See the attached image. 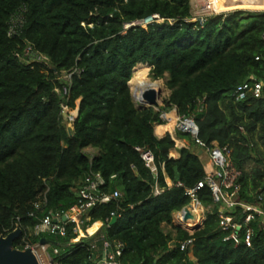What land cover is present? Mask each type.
<instances>
[{
	"label": "trees",
	"instance_id": "obj_1",
	"mask_svg": "<svg viewBox=\"0 0 264 264\" xmlns=\"http://www.w3.org/2000/svg\"><path fill=\"white\" fill-rule=\"evenodd\" d=\"M239 2L217 0L216 6L250 9L264 0ZM23 5L22 33L9 37L8 22ZM154 15L159 19L146 27L130 24ZM190 17V0H0V237L20 226L14 247L23 249L24 234L51 210L75 204L81 180L95 170L106 178L105 190L121 192L89 210V225L103 221L101 230L78 242L71 241V228L66 236L29 237L31 243L51 239L60 264H100L101 235L114 248L123 244L125 264H264V225L254 222L250 247L225 240L207 185L198 190L203 206L211 207L203 226L191 234L173 222L191 201L186 190L206 176L196 151L182 147L171 156L172 135L155 134V125L165 123L162 113L174 107L195 118L208 145L231 149L241 197L264 208V87L259 98H235L240 83L264 81V10L214 14L204 24ZM26 42L46 54L51 67L16 57ZM73 69L65 99L56 91L64 84L57 73ZM149 70L154 79L167 76L171 93L160 111L137 108L130 90L138 87L129 86L134 74L144 81ZM66 100L79 108L72 135L63 126ZM176 135L195 144L187 133ZM137 147L153 152L157 174ZM113 214L117 221L110 224Z\"/></svg>",
	"mask_w": 264,
	"mask_h": 264
},
{
	"label": "built area",
	"instance_id": "obj_2",
	"mask_svg": "<svg viewBox=\"0 0 264 264\" xmlns=\"http://www.w3.org/2000/svg\"><path fill=\"white\" fill-rule=\"evenodd\" d=\"M216 2L217 0H190L191 17L189 21H199L204 24L210 16L226 12L217 9ZM26 10V5H23L11 16L8 22L9 37L21 35L26 22ZM155 19L158 20L159 15L150 16L130 24L142 23L146 27ZM15 55L28 64L42 63L46 67H51L50 58L46 54L38 51L30 42L25 43L22 51L16 50ZM77 71V69H73L71 71L57 73V79L63 81L64 84L62 87L56 88V91L65 99L69 97L72 76ZM263 87L264 81L257 78L244 81L237 86L235 98L236 100H243L249 96L259 98L263 94ZM64 110L68 111L67 116H64ZM62 115L63 122L72 125L77 115V109L75 111L70 110L66 100L62 104ZM172 116H174L175 121L173 127L174 132L180 131L191 135L195 144L208 155L207 160L204 162L206 172L205 179L199 181L194 188L186 190V194L190 196L191 201L182 210L174 213V224L181 226L192 234L195 231L189 230L186 225L197 219L204 222L206 213L211 207L206 208L203 206L198 197V190L207 185L212 192L213 204L219 206V227L227 233L225 240H232L236 246L242 244L248 247L252 246L255 234L254 222H259L260 226L264 225V208L257 203L247 202L241 197V170L232 162L231 149L227 146H220L216 142H213L211 146L204 142L199 137V126L195 118L179 114L176 107L162 113V118L165 122H170ZM137 150L141 152L146 166H148L153 173L157 174L153 152L141 147H137ZM171 156H173L172 153ZM80 183L78 190L79 198L75 204L67 209L51 210L49 213L40 217L36 225L28 233L26 232L22 238V242L24 243L23 249L31 248L38 256L41 264H45L42 252L47 255L49 264L60 263L55 261L52 257L50 252L51 244H41L40 241L31 243L29 237L41 236L43 234L66 236L69 228L76 234V237L71 240L72 242H78L83 237L93 236L101 230L104 226V222H95L100 223V227L94 232H90V228L95 223L91 226L89 225L91 220L88 214L89 210L121 196V192L118 189L113 191L105 190L106 178L100 171L90 170ZM158 193H160V188L156 185L155 194ZM46 201L45 193L42 200H38L34 203L35 209L41 210ZM187 208L196 216V219H191L190 221L186 219ZM113 216L115 215L113 214ZM111 219L108 220L109 223ZM101 237L103 240V247L101 250L102 258L100 259V264H125L119 259L123 244L116 243L114 248L111 246L109 240L105 238V235H101ZM191 243L192 239H188L182 244L181 248L184 249ZM92 247L93 249L97 248V240L93 243ZM39 249H41L42 252H40ZM53 251L55 254L59 252L57 248H54Z\"/></svg>",
	"mask_w": 264,
	"mask_h": 264
},
{
	"label": "water",
	"instance_id": "obj_3",
	"mask_svg": "<svg viewBox=\"0 0 264 264\" xmlns=\"http://www.w3.org/2000/svg\"><path fill=\"white\" fill-rule=\"evenodd\" d=\"M130 86V85H129ZM162 90L156 88H149L143 92V104L142 108L148 106H158L160 104ZM79 108H77L78 116ZM63 126L67 128L69 134H73V127L67 126L63 122ZM199 156L202 155V151L198 153ZM65 219V218H64ZM186 219L190 221L191 219H196V216L186 209ZM117 221V216H113L110 223L114 224ZM204 222L197 225L194 231L199 230L203 226ZM22 234V228L17 226L13 231L8 233L6 236L0 237V264H41L38 256L33 252L31 248L21 249L14 247V241L19 238ZM41 244H51L53 241L47 237H42L40 240ZM56 244V243H55Z\"/></svg>",
	"mask_w": 264,
	"mask_h": 264
},
{
	"label": "crops",
	"instance_id": "obj_4",
	"mask_svg": "<svg viewBox=\"0 0 264 264\" xmlns=\"http://www.w3.org/2000/svg\"><path fill=\"white\" fill-rule=\"evenodd\" d=\"M221 9V8H220ZM170 122H165L164 124H156L155 125V134L158 136V137H163L164 135H166L167 133H170L171 135H172V137H173V139L175 140V146H176V148L174 149V150H172V155L174 156V157H178L179 156V152H178V150L180 149V148H182V147H190V148H192L194 151H196L197 153H199V152H201L202 151V155H201V157H202V159H203V161L205 162L206 160H207V158H208V155H207V153H205L204 151H203V149H201V148H199V146H197L196 144H192L191 142H190V140L189 139H187L186 137H179V136H177L176 135V133L174 132V130H173V128L172 129H166V128H162L161 126H164V125H168ZM67 126H72L73 127V125H69V124H67ZM67 129V128H66ZM69 132V131H68ZM85 151H87V152H89V153H95L97 150L96 149H94V148H92V147H87L86 149H85ZM168 182L170 183V181H169V179H168ZM96 229H98V226H93L92 228H91V232H94Z\"/></svg>",
	"mask_w": 264,
	"mask_h": 264
},
{
	"label": "rangeland",
	"instance_id": "obj_5",
	"mask_svg": "<svg viewBox=\"0 0 264 264\" xmlns=\"http://www.w3.org/2000/svg\"><path fill=\"white\" fill-rule=\"evenodd\" d=\"M219 10H222V11H226V12H229V11H234V10H253V9H233V10H229V7L228 8H225V9H219ZM151 69V68H150ZM146 76H148V78L152 81V82H160L161 84H162V86H163V88H162V94H161V98H160V104L158 105V106H148V107H146V108H153L155 111H160V109L162 108V107H164V105H165V101L169 98V96H170V93H171V91L168 89V87L166 86V79H167V76L166 77H163V78H159V79H154L152 76H151V74H150V70H149V73H148V75H146ZM146 79H148L147 77H145ZM145 84V83H144ZM133 86V85H132ZM131 86V87H132ZM132 89V88H131ZM140 90V86H138L137 88H136V91L138 92ZM132 92V94H133V99H134V102H135V105H136V107L137 108H139V109H141V107L143 106V104H145L144 103V101L143 102H138L137 101V98H136V94H135V92L134 91H131ZM140 92V91H139ZM138 92V93H139ZM140 98H143V96L141 97V96H139ZM77 109V108H76ZM76 109H71L70 108V110H73V111H75ZM142 109H145V108H142ZM67 114H68V111H66V110H64V116H67ZM73 125V124H72ZM96 226H98V225H96ZM169 229H171V227L170 226H166V230H169ZM86 234H88V233H86ZM39 251L40 252H42V250L41 249H39ZM42 257H43V260H44V262H45V264H49V260H48V257H47V255L45 254V253H43L42 252Z\"/></svg>",
	"mask_w": 264,
	"mask_h": 264
},
{
	"label": "bare ground",
	"instance_id": "obj_6",
	"mask_svg": "<svg viewBox=\"0 0 264 264\" xmlns=\"http://www.w3.org/2000/svg\"><path fill=\"white\" fill-rule=\"evenodd\" d=\"M240 5H244L245 3H246V0H240ZM225 8H228V6H224V9ZM250 9H253L254 11L255 10H264V3L263 4H261L260 6H256V7H252V8H250ZM144 83L145 84H143V87H140V92L139 93H142V96H143V92L146 90V89H149V88H156V89H161L162 90V88H163V86H162V84L160 83V82H152L149 78L148 79H144ZM138 92L137 91H135V94H136V98H137V101L139 102H143V98H140L139 96L140 95H138ZM174 124H175V121H174V116H172V119H170V123L168 124V125H165V127L164 128H166V129H172L173 127H174ZM202 222H201V220H199V219H197V220H195V221H191V222H189L188 223V225H186L187 226V228L189 229V230H191V231H193L194 229H195V227L197 226V225H199V224H201ZM95 225H98V228L100 227V223H96ZM95 225H93V226H95ZM92 226V227H93ZM91 227V228H92ZM91 228H90V232H91Z\"/></svg>",
	"mask_w": 264,
	"mask_h": 264
},
{
	"label": "clouds",
	"instance_id": "obj_7",
	"mask_svg": "<svg viewBox=\"0 0 264 264\" xmlns=\"http://www.w3.org/2000/svg\"><path fill=\"white\" fill-rule=\"evenodd\" d=\"M136 84L140 87H143L144 81H142L141 79H139V74H134V77L132 79L129 80V85H133ZM131 91H135L134 88L130 89ZM138 95H140L142 97V93H138Z\"/></svg>",
	"mask_w": 264,
	"mask_h": 264
}]
</instances>
